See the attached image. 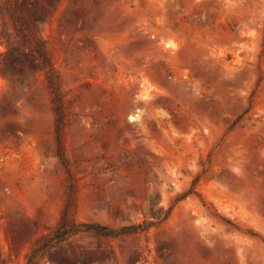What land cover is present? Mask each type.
Returning <instances> with one entry per match:
<instances>
[{"label": "rangeland", "instance_id": "374dc122", "mask_svg": "<svg viewBox=\"0 0 264 264\" xmlns=\"http://www.w3.org/2000/svg\"><path fill=\"white\" fill-rule=\"evenodd\" d=\"M0 39V264H264V0H0ZM65 216L154 225L33 255Z\"/></svg>", "mask_w": 264, "mask_h": 264}, {"label": "trees", "instance_id": "16d2710c", "mask_svg": "<svg viewBox=\"0 0 264 264\" xmlns=\"http://www.w3.org/2000/svg\"><path fill=\"white\" fill-rule=\"evenodd\" d=\"M21 10V7L17 5L16 10L12 12V18L15 22L16 29L18 33L21 35H24L26 38L29 37L28 29L26 28V25L24 23L23 18L21 17V14H19V11ZM1 42V39H0ZM15 50H11L9 47L7 55L10 57L11 60V66H13L14 63L20 62V58L18 54H14L13 52ZM11 55V56H10ZM40 58L44 61L46 64V59L43 55H39ZM9 59V58H8ZM48 79L50 81V85L52 88V95H53V103L55 106L56 111V117H57V125L59 126L62 122L63 114H62V106H61V100L59 97V90L56 85L54 72L50 70L48 73ZM57 136H59V132L57 130ZM59 158L62 162H65L64 155L60 152ZM194 191H189L185 194H193ZM180 200V198H178ZM154 225L153 222H145L143 224L139 225H132V226H126L122 227L120 229H112L107 226L99 225V224H91V223H78L72 220H69L67 216H65L62 224L60 227L56 230V232L49 238L47 241H45L41 246H39L34 252L33 255H45L47 252H49L52 248L56 247L60 243L64 242L67 238L77 235V234H90L95 237H106V238H117L123 235H130L137 233L139 231H146L150 229ZM32 255V257H33ZM27 264H33L31 261V257L28 259Z\"/></svg>", "mask_w": 264, "mask_h": 264}]
</instances>
